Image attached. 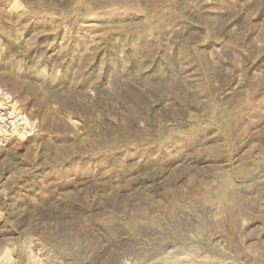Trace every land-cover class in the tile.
I'll use <instances>...</instances> for the list:
<instances>
[{"label":"rangeland","instance_id":"1","mask_svg":"<svg viewBox=\"0 0 264 264\" xmlns=\"http://www.w3.org/2000/svg\"><path fill=\"white\" fill-rule=\"evenodd\" d=\"M0 264H264V0H0Z\"/></svg>","mask_w":264,"mask_h":264}]
</instances>
